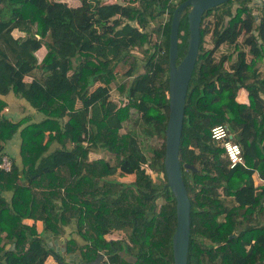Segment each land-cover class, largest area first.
<instances>
[{
	"label": "trees",
	"instance_id": "16d2710c",
	"mask_svg": "<svg viewBox=\"0 0 264 264\" xmlns=\"http://www.w3.org/2000/svg\"><path fill=\"white\" fill-rule=\"evenodd\" d=\"M78 1L52 15L50 0H0V158L17 133L21 158V167L12 161L10 171L0 169V264H46L49 257L70 264L47 234L63 238L73 264L99 254L103 264H174L176 200L164 171L165 128L170 24L184 0ZM254 4L228 0L202 15L179 147L191 205L187 264H264V4ZM188 10L177 63L187 48ZM121 13L127 22L117 27ZM223 44L234 46V60L233 53L216 58ZM126 64L125 80L115 85ZM113 89L120 105L110 98ZM241 90L247 102L237 100ZM10 93L42 119L6 117L3 97ZM217 124L229 128L244 165L229 167L211 138ZM101 151L113 164L91 157Z\"/></svg>",
	"mask_w": 264,
	"mask_h": 264
},
{
	"label": "water",
	"instance_id": "95a60500",
	"mask_svg": "<svg viewBox=\"0 0 264 264\" xmlns=\"http://www.w3.org/2000/svg\"><path fill=\"white\" fill-rule=\"evenodd\" d=\"M228 0H184L173 10L169 36V117L165 128L164 171L167 185L176 200V228L172 236L174 264H187L190 239V200L182 178L179 161L185 99L189 81L198 57L200 43V23L205 10ZM186 9L188 21L187 48L185 55L178 59V31ZM184 168L194 170L189 164ZM231 235L230 238L234 237ZM104 255L99 254L93 261L79 264H100Z\"/></svg>",
	"mask_w": 264,
	"mask_h": 264
},
{
	"label": "rangeland",
	"instance_id": "374dc122",
	"mask_svg": "<svg viewBox=\"0 0 264 264\" xmlns=\"http://www.w3.org/2000/svg\"><path fill=\"white\" fill-rule=\"evenodd\" d=\"M50 1H52L55 4V6H56V10L52 13V15H54V14L58 13L59 11H61L65 6H76L77 4H79L78 0H50ZM106 1H107V4H112L114 0H105V2ZM119 20H120V22H119L117 27H121L125 22H127L125 14L121 13V15L119 16ZM14 35L15 36H20V33L15 31ZM152 37H153V41L157 40L154 33L152 34ZM209 39H210V37H209V35H207L206 36V42H205V45H206L207 48H211L212 47V44H211ZM238 43H239V45L241 47L242 46V38L241 37L238 39ZM233 48H234V46H229L227 44L221 45L220 48L215 53L216 58L219 59L222 54L233 53L232 59L234 60V58L236 56V53H235ZM244 49H246V48H244ZM247 59H250V55H247ZM225 66H228L227 62L225 63ZM128 68H129V64H126L124 66L123 65H119L118 66V69L116 70V78H115V81H114L115 85H118L123 80H125V78H126L125 72H126V70ZM259 69L260 70H264V59H263L262 62L259 63ZM241 91H242V93L246 94V90H241ZM242 96H243V94H242ZM242 96L238 95L237 100H239V101H247V97L243 98ZM110 98L117 105L121 104V102L118 101V96H117V91L116 90L113 89L111 91ZM124 102H126V101H124ZM130 126H133V121L125 124L123 129L121 130V132L127 131V129L130 128ZM91 157L92 158H104V159L110 161L111 164H113V160H114L113 155L108 153L107 151H101V152H98L96 154L93 153V154H91ZM133 178H134V175L131 174V175H126L124 177H118V180L128 182V181L132 180ZM253 178H254V181H255L256 184H262V182L258 179V177L256 175H254ZM51 237L52 236L49 235V234H47L45 236V239H46V242L48 243V245L51 248H53L56 251L57 254H60L63 257L64 262L68 261V262H70V264H73L72 262H74V257H69L64 252V242L65 241L63 240V238H59V237L58 238L57 237L51 238ZM51 258L53 259V257H51ZM49 264H53V262L51 261V262H49ZM55 264H60V263L57 260H55ZM100 264H103V261L100 262Z\"/></svg>",
	"mask_w": 264,
	"mask_h": 264
},
{
	"label": "crops",
	"instance_id": "0c3cea01",
	"mask_svg": "<svg viewBox=\"0 0 264 264\" xmlns=\"http://www.w3.org/2000/svg\"><path fill=\"white\" fill-rule=\"evenodd\" d=\"M115 1L116 0H114L113 2H115ZM258 3L260 4L262 2H258ZM45 52H46V50H45L44 46H42L36 52V56H37L38 60H40L44 56ZM23 80L27 81V82H31L32 78L29 77V76H26V77H23ZM242 94H243V96H242ZM240 95L243 98L247 97V94L242 93V91H240L239 96ZM262 97L264 98V96H262ZM3 99L5 100L7 105H6L5 109L2 112L9 119L17 121V120H20L22 118L28 117L30 119V121H32V122H37V121H40L42 119V115L40 113H38L34 108H32L29 105V103L27 101H25L23 98L18 97V96H16L13 93H10V94L4 96ZM239 102H247V101H239ZM19 152H20V136L17 133L12 138L8 139L5 142V147L3 149V154L7 155L11 159V162L13 161L19 167H21V158L19 156ZM254 175H256V174H254ZM2 195L6 199H10L11 198V192L10 191H3ZM26 222L30 223V224L32 223L31 220H26ZM36 226H37L38 232H40L42 230L41 222H37ZM51 238H54V237L52 236ZM69 257H73V256H69ZM55 260H56L55 258L52 259V258L49 257L47 259L46 264H49V262H51V261L53 262V264H55ZM60 264H62V263H60Z\"/></svg>",
	"mask_w": 264,
	"mask_h": 264
},
{
	"label": "built area",
	"instance_id": "2783aa9c",
	"mask_svg": "<svg viewBox=\"0 0 264 264\" xmlns=\"http://www.w3.org/2000/svg\"><path fill=\"white\" fill-rule=\"evenodd\" d=\"M254 2L255 5L257 4L258 6V2L264 4V0H254ZM210 134L212 140L224 149L223 157L228 161L230 168H234L239 164L244 165L241 147L234 141L233 135L226 125L217 124L213 126ZM11 167V159L7 155H2L0 158V169L10 171Z\"/></svg>",
	"mask_w": 264,
	"mask_h": 264
}]
</instances>
